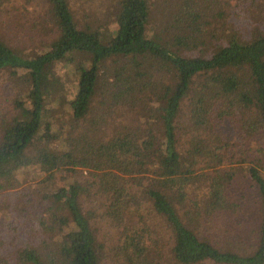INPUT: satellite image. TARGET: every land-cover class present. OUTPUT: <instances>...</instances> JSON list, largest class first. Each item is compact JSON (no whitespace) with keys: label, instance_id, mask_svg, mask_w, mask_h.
Returning <instances> with one entry per match:
<instances>
[{"label":"trees","instance_id":"obj_1","mask_svg":"<svg viewBox=\"0 0 264 264\" xmlns=\"http://www.w3.org/2000/svg\"><path fill=\"white\" fill-rule=\"evenodd\" d=\"M112 18L101 35L47 0L35 49L0 36V264H264V0H113Z\"/></svg>","mask_w":264,"mask_h":264},{"label":"rangeland","instance_id":"obj_2","mask_svg":"<svg viewBox=\"0 0 264 264\" xmlns=\"http://www.w3.org/2000/svg\"><path fill=\"white\" fill-rule=\"evenodd\" d=\"M75 20L79 25L88 22L93 29L100 32L101 35L108 30L110 34H113L116 28L115 19H110L106 22L105 18L108 11V4L110 5L113 0H92L86 3H79L77 0H67ZM47 0H0V36H2L8 43L18 48L35 49L38 46L39 41H36L37 33L31 28V24L34 20L42 17L43 12L46 10ZM234 21L235 26L243 33L248 29V21L246 19H236L231 17ZM103 23L105 25H103ZM86 24V23H84ZM34 36V38H32ZM61 72L65 71L63 68ZM68 87L66 92L62 94H55V103H57V108L60 113H64L66 118L67 108L62 101L61 95L64 96L66 102L72 98L73 88H70L69 83H65ZM6 79V73H0V113L13 112L12 99L15 96L14 88H11ZM225 134L228 136L229 141L234 143L236 141L235 131L230 125L226 124L223 126ZM85 173V172H84ZM240 181V180H237ZM243 182V181H242ZM246 185V184H245ZM233 192L236 195H241L243 191H247V188L240 186L237 182L232 185ZM31 192V191H29ZM245 194H250V190ZM30 196V194H28ZM19 196L23 201L29 199V196H24V194L19 193ZM18 196V197H19ZM20 199V198H19ZM254 201V198H251ZM30 204V202H29ZM147 215L148 222L150 226L157 228L161 234L166 237L167 234L163 230V225L158 221L155 214L149 213L147 210L143 211ZM97 226L99 228L100 238H104L106 243L113 241L116 233L115 230L108 225V223L103 218L97 220ZM164 239V238H163ZM103 240V239H102ZM165 241V240H164ZM103 264H112L109 259H106ZM169 264V263H166ZM211 264V263H205Z\"/></svg>","mask_w":264,"mask_h":264}]
</instances>
